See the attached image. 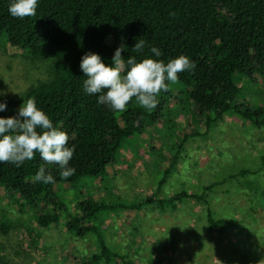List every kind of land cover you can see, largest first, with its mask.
Returning a JSON list of instances; mask_svg holds the SVG:
<instances>
[{
    "label": "trees",
    "instance_id": "16d2710c",
    "mask_svg": "<svg viewBox=\"0 0 264 264\" xmlns=\"http://www.w3.org/2000/svg\"><path fill=\"white\" fill-rule=\"evenodd\" d=\"M11 2L0 0V45L16 48L27 57L51 59L52 77L29 88L19 101L0 98L7 103L0 117L16 116L23 100L35 98L37 107L53 125L68 134V146L75 149L69 166L75 174L61 179L59 166L46 163L36 153L33 160L19 168L0 163V188L39 209V227L63 225L71 239L89 241L92 249L82 253L77 264H161L153 255L142 262L109 246L96 223H90V219L107 211H140L143 207L165 211L191 202L202 207L207 228L222 243H229L239 223L250 224L246 212L234 210L238 214L235 217L217 211L213 194L222 192L218 187L227 181L242 188L248 176L264 177V150L258 153L257 169L242 167L219 180L214 175L211 183L201 186L198 192L183 190L160 195L179 155V143L153 195L134 207L90 195L62 201L56 196V187L81 185L84 178L97 180L106 175L124 140L155 123L164 102L166 92L162 91L157 107L148 111L133 97L121 111L120 123L117 111L98 103L97 95L83 90L85 77L79 65L87 52L98 54L109 66L121 44L125 59L152 58L167 63L184 55L196 67L191 72L178 73L177 82L186 88L196 116L203 119L206 129L228 115L239 117L257 130L264 129V107L238 102L241 81L252 84L256 77L264 75V0H38L36 15L23 19L9 14ZM139 39L145 44L137 52L132 48ZM152 47L162 55L155 57ZM165 83L169 85L170 81ZM41 166L55 183L32 181ZM253 198L257 204H264L260 194L254 193ZM223 252L228 253L226 249ZM0 264H7L1 253Z\"/></svg>",
    "mask_w": 264,
    "mask_h": 264
},
{
    "label": "rangeland",
    "instance_id": "374dc122",
    "mask_svg": "<svg viewBox=\"0 0 264 264\" xmlns=\"http://www.w3.org/2000/svg\"><path fill=\"white\" fill-rule=\"evenodd\" d=\"M51 77V59L27 57L16 48L0 45V92L5 93L0 98L19 101L29 88ZM241 85L238 102L264 107V75L252 84L243 79ZM162 97L159 119L124 140L106 175L97 180L84 178L81 185L58 186L56 196L70 202L90 195L134 207L153 195L179 143V155L160 195L198 192L214 175L219 180L242 167L257 169L258 153L264 150V129L257 130L232 115L206 129L186 88L178 82H170ZM120 114L117 111L121 123ZM242 184L240 188L227 181L218 187L222 192L213 194L217 211L235 217L234 210L243 211L251 221L239 223L229 243L220 242L209 231L202 207L191 202L165 211L148 207L107 211L90 223H96L109 246L142 262L149 255L158 257L161 264L264 262V204L253 198L254 193L264 197V177L248 176ZM38 210L0 188V253L4 263L77 264L82 253L92 249L91 243L71 239L63 225L39 227ZM224 249L228 252L225 255Z\"/></svg>",
    "mask_w": 264,
    "mask_h": 264
},
{
    "label": "clouds",
    "instance_id": "9594fccd",
    "mask_svg": "<svg viewBox=\"0 0 264 264\" xmlns=\"http://www.w3.org/2000/svg\"><path fill=\"white\" fill-rule=\"evenodd\" d=\"M37 8L38 0H12L8 12L13 18L23 19L35 16ZM144 44L145 41L139 39L132 49L139 52ZM124 48L121 44L115 50L110 66L92 52L85 53L79 65L85 77L82 81L84 92L97 95L98 103L108 105L115 111H124L133 97L145 110L155 109L159 103L158 95L168 91L165 81L175 83L178 73L191 72L196 67L184 55L167 63L152 58L140 61L135 57L125 59L121 55ZM151 53L155 57L162 55L155 47L151 48ZM4 95L0 92V97ZM6 110V101L0 100V112ZM68 144V134L53 125L48 115L37 107L35 98L23 100L16 116L0 117V163L8 162L19 168L39 153L46 163L58 165L61 179H67L75 174V169L69 166L75 149ZM32 181L45 185L55 183L53 176L43 166L32 177ZM217 264L221 262L217 260ZM258 264L264 262L259 261Z\"/></svg>",
    "mask_w": 264,
    "mask_h": 264
}]
</instances>
